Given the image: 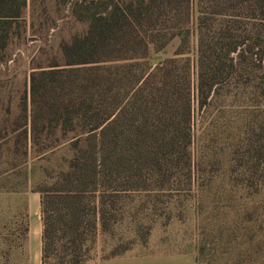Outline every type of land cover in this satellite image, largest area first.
<instances>
[{"label":"trees","instance_id":"obj_1","mask_svg":"<svg viewBox=\"0 0 264 264\" xmlns=\"http://www.w3.org/2000/svg\"><path fill=\"white\" fill-rule=\"evenodd\" d=\"M213 1V16L224 21L215 27L199 9L196 109L218 98L257 107L242 131L252 153L236 155L231 169L241 186L262 193L264 0ZM25 2L0 0V43L6 36L1 27L18 18ZM175 4L129 0L93 12L85 30L62 45L65 66L42 70L40 77L50 76L41 78L40 86L31 75V132L48 118L51 128L70 134L71 150L66 165L37 190L41 264H84L91 230L106 228L114 194L146 184L166 187L179 174L190 180L191 169L202 171L201 161L194 159L196 125L189 59L181 56L184 38L172 56L156 63L149 59L167 44L155 45L157 26ZM251 12L254 20L248 25L236 18Z\"/></svg>","mask_w":264,"mask_h":264},{"label":"rangeland","instance_id":"obj_2","mask_svg":"<svg viewBox=\"0 0 264 264\" xmlns=\"http://www.w3.org/2000/svg\"><path fill=\"white\" fill-rule=\"evenodd\" d=\"M126 1L26 0L18 18L1 27L6 36L0 43V264H13L24 246L30 249L25 235L28 213L39 205L37 190L52 181L71 155L66 144L70 134L51 128L48 118L31 132V75L40 86L41 78L50 76L40 77L42 70L65 66L62 45L85 30L93 12H103L109 5L121 7ZM173 3L165 21L158 22L155 37V45L164 40L167 44L155 48L149 59L156 63L172 56L184 38L181 56L189 59L191 119L196 125L194 159L201 161L202 171L191 169L190 180L179 174L166 187L146 184L114 194L106 228L91 230L84 264L113 252H145L165 245L193 247L197 264H264V192L252 194L231 169L236 155L252 153L242 131L257 107L218 98L196 109L199 9L215 27L224 18L213 16V0H189V18L188 0ZM253 13L236 18L248 25ZM30 223L31 233V214Z\"/></svg>","mask_w":264,"mask_h":264},{"label":"crops","instance_id":"obj_3","mask_svg":"<svg viewBox=\"0 0 264 264\" xmlns=\"http://www.w3.org/2000/svg\"><path fill=\"white\" fill-rule=\"evenodd\" d=\"M30 214L34 218V230L33 232L31 231V233ZM27 224L25 241L27 238V246L30 247V249H25L24 246L22 254L13 258V264H41L40 204L33 212L28 213ZM30 235H33L34 237L33 248L30 246V243L32 244V238L30 240ZM85 264H197V260L195 249L191 246L179 247L174 245H165L156 246L152 250L145 252L126 251L113 256L95 258L93 261H88Z\"/></svg>","mask_w":264,"mask_h":264}]
</instances>
